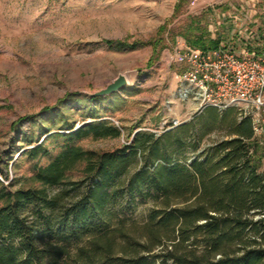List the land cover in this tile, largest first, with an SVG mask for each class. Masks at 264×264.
<instances>
[{
    "label": "trees",
    "instance_id": "trees-1",
    "mask_svg": "<svg viewBox=\"0 0 264 264\" xmlns=\"http://www.w3.org/2000/svg\"><path fill=\"white\" fill-rule=\"evenodd\" d=\"M186 1L178 0L175 13ZM183 36L202 49L224 39L196 20ZM225 114L206 107L203 116L158 136L137 132L114 153L79 144L121 136V127L101 116L90 114L92 120L79 127L49 129L18 152L31 159L49 156L46 164H33L32 179L40 186L13 189L5 183L8 168L0 166V264H264L263 148L250 118ZM50 139L60 143L56 153ZM85 158L83 177L69 178L67 172ZM150 198L157 207L143 224L129 217Z\"/></svg>",
    "mask_w": 264,
    "mask_h": 264
},
{
    "label": "rangeland",
    "instance_id": "rangeland-1",
    "mask_svg": "<svg viewBox=\"0 0 264 264\" xmlns=\"http://www.w3.org/2000/svg\"><path fill=\"white\" fill-rule=\"evenodd\" d=\"M177 2L0 0V166L8 168L6 184L13 189L41 185L32 179L33 164H46L49 156L31 159L18 152L41 141L49 129L69 123L79 127L92 120L89 116H101L120 126L121 136L89 137L79 144L87 151L114 153L137 132L158 136L175 121L191 119L189 104L170 89L184 69L174 49L186 42L183 34L191 20L206 26L212 37H223L225 45L233 46L234 30L240 38L264 35L262 0H187L175 13ZM108 40L142 45L118 48ZM120 73L130 84L119 92L95 101L85 94L104 88ZM227 116H236V110ZM256 141L263 148L264 168V144ZM47 145L56 153L60 143L50 139ZM86 162L78 161L68 177L82 178ZM155 207L152 198L139 202L129 217L143 224Z\"/></svg>",
    "mask_w": 264,
    "mask_h": 264
},
{
    "label": "built area",
    "instance_id": "built-area-1",
    "mask_svg": "<svg viewBox=\"0 0 264 264\" xmlns=\"http://www.w3.org/2000/svg\"><path fill=\"white\" fill-rule=\"evenodd\" d=\"M246 44L241 49L223 43L213 49L177 45L175 56L184 66L180 96L192 94L199 110L234 108L239 119L252 120L254 136L264 144V40Z\"/></svg>",
    "mask_w": 264,
    "mask_h": 264
},
{
    "label": "crops",
    "instance_id": "crops-1",
    "mask_svg": "<svg viewBox=\"0 0 264 264\" xmlns=\"http://www.w3.org/2000/svg\"><path fill=\"white\" fill-rule=\"evenodd\" d=\"M262 2L264 4V0H262ZM254 7H255V4H254ZM262 9H264V5H263ZM262 9H261V7H259V10H262ZM255 18H256V16H255ZM255 33L256 34H253L252 36H250V35H248L247 37L241 36V38H240L239 31L238 30H234L232 32V35L230 36L232 42L234 43L233 46L235 48H237V49H241L242 46H243V45H241V41L244 42V43H249V42H252V41L256 42V43H259V42H261V40H264V35H261V34H259L257 32H255ZM256 36H259V37H256ZM256 38H258V39H256ZM181 72L182 73H181L180 79L178 80L177 83H172L171 86H170V89H173L174 90V94H177L183 102H185L186 104H189V109L192 111V113H190L189 116H203V114H205L206 107L201 109V110H199V101L197 99H195L192 94H191L190 98H188V99L181 98L180 92L184 88V84L181 81L184 69ZM207 107H211V106H207ZM220 111H221V116H222L224 114L223 111H225V110H220ZM176 116H178V115H176ZM185 121H188V120H185ZM185 121H182V122H185Z\"/></svg>",
    "mask_w": 264,
    "mask_h": 264
},
{
    "label": "water",
    "instance_id": "water-1",
    "mask_svg": "<svg viewBox=\"0 0 264 264\" xmlns=\"http://www.w3.org/2000/svg\"><path fill=\"white\" fill-rule=\"evenodd\" d=\"M130 84V80L126 74L120 73L116 78L111 80L104 88L96 91L85 92L89 97L110 96L119 92L122 88Z\"/></svg>",
    "mask_w": 264,
    "mask_h": 264
}]
</instances>
